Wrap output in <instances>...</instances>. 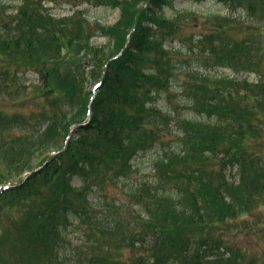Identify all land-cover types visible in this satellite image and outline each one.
<instances>
[{
  "label": "trees",
  "instance_id": "1",
  "mask_svg": "<svg viewBox=\"0 0 264 264\" xmlns=\"http://www.w3.org/2000/svg\"><path fill=\"white\" fill-rule=\"evenodd\" d=\"M132 1L109 0L114 7L122 8L114 26L103 27L98 22L94 27L89 26L91 35L94 30L104 35L113 34L116 28L124 30L118 32L117 50L106 59H97L94 52L91 58L84 56L86 62L101 68L103 75L94 99L82 95L78 103H75L74 89L84 86L83 79L80 82L67 69L64 75L60 72L59 67L65 60L61 47L65 46L56 42L67 40L66 46L70 48H66L71 52L68 60L78 63L79 72L83 59L80 50H74V39L66 33L72 35L75 29L78 33L79 28L87 24L85 18L77 15V19L74 16L55 18L37 3L38 6L36 0H23L14 15L0 20V48L6 47L5 53L0 49V63L3 56L13 59L7 67H0V78L6 77V72L1 70L12 65L18 67L17 70L35 71L40 80L36 95L45 101L46 107L39 113L43 124L38 138H45L39 151L45 157L38 166H43L35 172L30 166L23 169L22 174L30 171L29 176L17 186L2 190L0 205L26 202L31 207L23 228L16 231H29L34 238L35 242L29 244L32 240L22 235L28 241L24 248H36V263L47 253L49 257L41 264H66L64 237L68 226L75 223L79 228L90 230L84 236L92 246L91 254L79 253L78 256L84 264H126L120 259L123 256L120 249L143 251L132 264H238L236 256L239 254L225 239V231H231L232 223L255 211V206L264 198V157L246 153L240 144L248 135L258 138V130L251 123V111L257 110L256 105L263 96L253 98V105L245 108L237 97L239 91L228 89L229 85L242 88L247 85L246 80L205 75L197 79L200 82L196 85H185L191 108L208 119L180 122L182 135L177 149L156 160L151 181L137 183L127 190L126 196L136 206L132 220L120 215V211L114 212V208L121 210L115 204L106 203L102 207L107 209L101 210L94 202L104 183L126 182L135 171L134 157L157 143L158 124L163 116L152 101L161 88L169 84L173 74L171 60L163 61L168 75L161 69H147L149 64L160 65L179 32L176 20L162 15L163 7L171 0H140L145 5L134 7L131 13ZM217 1L231 9L241 7L250 11L252 8L247 0ZM261 1L264 6V0ZM3 15L0 12V17ZM23 22L26 24L21 29ZM215 29L218 30L215 37L205 35L198 42V45L211 46L205 62L236 63L252 54L248 43L245 46L230 44L221 31L223 25ZM38 46L43 54L38 52ZM120 52L121 55L114 58ZM253 86L260 95L264 94L263 81ZM56 92L62 95L50 102ZM146 99L151 102L146 103ZM129 109L137 113H127ZM89 113V122L77 127L65 147L71 127L83 123ZM150 123L155 125L154 129L147 127ZM3 124L13 131H33L29 121L17 116L7 118L0 114V128ZM49 137L57 139L56 146L46 144ZM225 137H228L226 141L222 139ZM13 141L12 138L0 141V151L12 150L5 152L6 159L15 154ZM19 143H23L22 139ZM21 158L23 156L18 155L12 159L10 167L22 163L24 168ZM216 160L220 162L218 169L215 163L211 166ZM230 166L236 173L229 178ZM74 177L78 179V189L71 185ZM124 223L132 231L127 233L122 228ZM141 226L144 228L139 230ZM116 231H122L120 236ZM38 248L41 255L37 254Z\"/></svg>",
  "mask_w": 264,
  "mask_h": 264
},
{
  "label": "rangeland",
  "instance_id": "2",
  "mask_svg": "<svg viewBox=\"0 0 264 264\" xmlns=\"http://www.w3.org/2000/svg\"><path fill=\"white\" fill-rule=\"evenodd\" d=\"M22 2L23 0H0V12L4 14L0 17V20H4L6 16L14 15ZM37 3L55 18L70 15L71 17L74 16L75 19L78 18L76 15L79 17L83 16V20L85 18L87 24H83L81 29L79 28L78 33H76V29L73 30L72 35L66 33L67 36L74 39V50L81 51H79V54L83 62L79 72L77 71L78 63L73 64L71 60H68L71 52L66 48H70L66 46L67 40L61 39L56 43L65 46L61 47V55L65 54L63 57L65 60H62L59 67L60 72L64 75L65 71L70 70V73L75 75L80 82L83 79L84 86H78L74 89L76 91L75 97L77 98L75 103L80 101L79 97L82 95H85V98L89 96L91 98L93 96L92 92H95L94 88L97 81L101 79L103 72L101 68H96L92 63L86 62L84 56L91 58V52H94L97 59H106L110 53L117 50V45L120 42L117 39L118 32L124 29L123 27H120V30L116 28V32L106 35L100 30H94L91 35L89 26L94 27V24H97L96 22L103 27L114 26L121 15V6L114 7L109 0H36ZM247 3L252 6L250 11L241 7L231 9L217 0H171L170 3L163 7L162 15L166 19L176 20L175 23L178 24L179 32L171 43V49L160 61V65L149 64L147 66L148 70L157 71L161 69L165 75L167 66H163V61L171 60L173 62L174 76L173 74L170 76L169 84L164 85L159 91L160 93L156 94L152 101V104L162 111L163 116L158 124L160 132L157 135V143L145 151L138 152L134 157L135 171L126 182L119 181L115 184L106 182L102 185V189L94 200L97 205L101 206V210L107 209L102 207L106 203L115 204L121 210L114 208V212L118 213L120 211L122 212L120 215H125L127 219L132 220V214L135 213L136 206L126 196L127 190L134 187L137 183L151 181L156 160L166 152L177 149L178 138L182 135V131L178 126L180 122L184 120L197 122L208 119L205 114L196 112L191 108L190 103L192 102L186 96L189 93L185 88V85H189V83L196 85L195 83L200 82L197 79L205 78V75L215 78L246 80L247 85L242 88L239 86L232 88L228 84V89L239 91L237 97L243 101L241 106L243 105L245 108L253 105V98H261L263 96V100L259 103L257 102V110L251 111V123L258 130L256 134L258 138L248 135L247 138L240 141V144L246 153L259 154L261 158L264 157V94L260 95L258 88L253 86L259 81L264 82V6L261 0H247ZM144 5L145 3L140 2V0H133L129 5L130 12H133L134 7L138 9ZM179 15L184 18L177 19L176 17ZM130 16L131 14L128 12L127 18ZM25 24L23 22L20 28L23 29ZM219 24L223 25L224 30L221 31L230 44L237 43L236 46L242 44L245 46L248 43L252 54L244 59H238L236 63H228L230 61L227 60L220 61V64L205 62L208 59L206 53L211 49V46L208 43L198 45L199 39L209 34L215 37L218 32L215 28ZM168 44L169 42L166 43V46ZM40 46L37 47V50L40 54H43ZM192 48H194V51L191 50ZM51 49L52 47L49 45L48 50L50 51ZM1 51L5 53L6 47H2ZM9 51L15 52L14 49ZM1 61L3 63H0V67H7V63H10L13 59L3 56ZM17 69L18 67L12 65L8 69L1 70L4 73L6 72V77L0 78V114L7 118L17 116L18 119L29 121L32 125L30 128H33L34 133L33 131L20 132L18 131L19 129L9 130L8 126L5 127L4 124L1 126L0 134H2L1 137L3 138L0 141L3 142L12 138L14 140L12 148H14L13 152L15 154H12L11 159H6L5 152H12V150L6 151L4 148L0 151V187L8 184H13L14 186L19 183L23 175L30 172L26 171L22 174L23 169L25 170L28 166L35 169L45 157L39 151L41 141L45 138H38L42 133L40 127L43 124L39 121V113L41 109L46 108L45 101L36 95L38 91L36 87L40 86V80L38 74L33 70ZM187 73L189 74L187 75ZM87 93L91 94L88 95ZM61 95L56 92L51 95L49 101H55ZM82 98H80L81 101ZM150 102V100L146 99V103L149 104ZM47 109L50 108L47 107ZM127 113L136 114L137 110L129 109ZM147 127L154 129L155 125L150 123ZM227 138L222 139L226 141ZM20 139H22L23 143H19ZM56 143L57 139L55 137H49L46 141V144L53 147L56 146ZM18 155L23 156L21 159L24 163V168L22 163L10 167L12 159H16ZM214 163L218 169L220 167L219 160L212 161L211 166ZM235 173V169H231L230 166L227 170L228 177L234 176ZM71 185L78 189V179L73 178ZM30 208L26 202H21L17 205H11L10 203H2L0 205V264H41L44 259L49 257L47 253L41 255V249L38 248L37 254L41 255V262L38 261L36 263V248L33 249L31 245H29L31 246L29 249L24 248L28 244L25 238L32 240L29 241V244L35 242L34 238L30 237L29 231H16L23 228L24 220L27 218L26 214L29 213ZM255 208L256 210L252 213L232 223L233 228L231 231H225L227 234L225 239L237 252L236 254H239V256H236L239 261L238 264H264V198ZM109 211L110 209L108 208ZM122 228L127 233L132 231L125 223ZM143 228L144 226H141L139 230ZM89 231L88 228H79V225L75 223L68 226V231H66L64 237L65 241L63 242V255L66 264H84L79 260V253L91 254L90 247L92 246L86 242L84 236ZM121 232L116 231L115 234L120 236ZM142 232L144 233L145 231ZM23 234L25 238L22 237ZM221 234L223 233L221 232ZM120 251L123 252V256L120 259L126 264L137 262L143 254L142 250L120 249ZM116 253L120 254L119 251Z\"/></svg>",
  "mask_w": 264,
  "mask_h": 264
},
{
  "label": "water",
  "instance_id": "3",
  "mask_svg": "<svg viewBox=\"0 0 264 264\" xmlns=\"http://www.w3.org/2000/svg\"><path fill=\"white\" fill-rule=\"evenodd\" d=\"M72 134V133H71Z\"/></svg>",
  "mask_w": 264,
  "mask_h": 264
}]
</instances>
